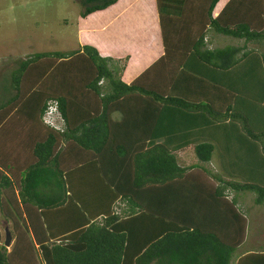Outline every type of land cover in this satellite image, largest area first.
<instances>
[{
    "label": "trees",
    "instance_id": "1",
    "mask_svg": "<svg viewBox=\"0 0 264 264\" xmlns=\"http://www.w3.org/2000/svg\"><path fill=\"white\" fill-rule=\"evenodd\" d=\"M117 1L78 0L80 27ZM218 2L155 0L163 53L128 83L123 59L89 44L16 60L0 96V264H264V249L233 258L237 193L264 205V0L213 16ZM209 30L237 43L208 48ZM186 148L195 164L179 163Z\"/></svg>",
    "mask_w": 264,
    "mask_h": 264
},
{
    "label": "rangeland",
    "instance_id": "2",
    "mask_svg": "<svg viewBox=\"0 0 264 264\" xmlns=\"http://www.w3.org/2000/svg\"><path fill=\"white\" fill-rule=\"evenodd\" d=\"M79 10L78 0H0V96L2 83L14 68L16 60L36 52L69 51L79 47L83 37L79 26L86 22L79 17ZM91 16L94 22L99 19L96 23L104 22V11ZM99 28L88 29L89 33L84 37L100 41L97 35ZM215 36L220 38L214 41L215 46L236 43L230 36ZM177 157L183 166L197 162L191 148L179 152ZM211 164L206 166L211 167ZM237 199L249 222L246 239L235 250L234 259L247 249L264 248V205H255L251 192H238Z\"/></svg>",
    "mask_w": 264,
    "mask_h": 264
},
{
    "label": "crops",
    "instance_id": "3",
    "mask_svg": "<svg viewBox=\"0 0 264 264\" xmlns=\"http://www.w3.org/2000/svg\"><path fill=\"white\" fill-rule=\"evenodd\" d=\"M226 2L227 0H219L218 4L213 9V16L221 10ZM91 15L87 18L91 19ZM102 25L103 27L100 29L99 27ZM96 28L100 29V31L97 32L100 41L95 42V39L88 37L86 39V37H84L89 33L88 28L79 26V33L83 37L80 39L81 42H79L78 45L89 44L96 47L99 54L102 56H110L113 59H123L125 66L121 74V79L126 83L134 79L163 53L155 0H118L115 4L104 10V22L96 26ZM212 33L213 31H207L204 36V41L208 48H220V46H215L214 42L220 38L215 36L217 33ZM235 42L237 43L236 39ZM103 47L104 51L101 50ZM115 117H117V115H115ZM245 216L247 220V230L249 218L248 215ZM0 227L4 237V232L8 229L10 230V225L2 216L0 218ZM246 230L243 241H245L248 234ZM12 242L13 239L11 240V244ZM6 244H9V242ZM10 247L11 245L8 246L7 250H10ZM250 251L256 250L247 249V251L243 253Z\"/></svg>",
    "mask_w": 264,
    "mask_h": 264
},
{
    "label": "built area",
    "instance_id": "4",
    "mask_svg": "<svg viewBox=\"0 0 264 264\" xmlns=\"http://www.w3.org/2000/svg\"><path fill=\"white\" fill-rule=\"evenodd\" d=\"M56 115H57L56 102L49 101L44 113L43 120L46 123V125L54 129H60V127H62V122L60 119L56 118L57 117Z\"/></svg>",
    "mask_w": 264,
    "mask_h": 264
},
{
    "label": "water",
    "instance_id": "5",
    "mask_svg": "<svg viewBox=\"0 0 264 264\" xmlns=\"http://www.w3.org/2000/svg\"><path fill=\"white\" fill-rule=\"evenodd\" d=\"M7 235V234H6Z\"/></svg>",
    "mask_w": 264,
    "mask_h": 264
}]
</instances>
